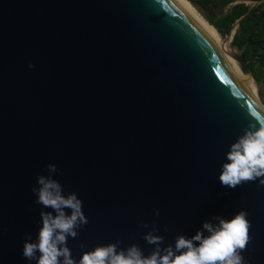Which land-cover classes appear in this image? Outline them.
I'll return each mask as SVG.
<instances>
[{"label":"water","instance_id":"1","mask_svg":"<svg viewBox=\"0 0 264 264\" xmlns=\"http://www.w3.org/2000/svg\"><path fill=\"white\" fill-rule=\"evenodd\" d=\"M249 94L176 0H0V264H30L25 234L35 241L51 211L32 188L50 163L88 218L68 239L77 260L117 238L148 255L153 223L167 246L246 209L242 255L264 264V186L218 179L230 145L264 119Z\"/></svg>","mask_w":264,"mask_h":264},{"label":"clouds","instance_id":"2","mask_svg":"<svg viewBox=\"0 0 264 264\" xmlns=\"http://www.w3.org/2000/svg\"><path fill=\"white\" fill-rule=\"evenodd\" d=\"M28 67L35 65L29 62ZM254 120L226 153L227 162L222 164L218 177L222 186L234 189L256 181L264 186V119L254 116ZM46 171L48 175L37 177L38 186L32 192L37 197L35 202L51 211L40 212L41 226L35 241L31 233L25 234L22 255L30 264L33 261L35 264H247L242 255L251 240V222L246 209L230 219L213 216L190 238L180 234L174 244L167 246H162L165 237L157 234L160 229L153 223L143 236L147 244L154 246L148 255L136 243L122 247L123 240L117 238L115 242L84 251L77 260L68 247V239H76L79 230L88 224L83 201L75 192L64 193L63 186L53 178L58 172L55 164H48ZM154 215L159 216L160 210L156 209ZM142 227L149 225L142 222ZM164 231H168L166 226ZM85 247L84 243L80 244L81 249Z\"/></svg>","mask_w":264,"mask_h":264},{"label":"trees","instance_id":"3","mask_svg":"<svg viewBox=\"0 0 264 264\" xmlns=\"http://www.w3.org/2000/svg\"><path fill=\"white\" fill-rule=\"evenodd\" d=\"M197 3L205 9L200 2ZM258 8L256 6L250 9L249 6L238 4L229 13L221 16L219 20L212 17L207 18V22L220 34H223L222 29L224 34H228L231 26L240 20L234 40H232L233 45L242 52L245 61L249 62L251 76L256 82L258 77L255 71V57L264 60V12H260Z\"/></svg>","mask_w":264,"mask_h":264},{"label":"rangeland","instance_id":"4","mask_svg":"<svg viewBox=\"0 0 264 264\" xmlns=\"http://www.w3.org/2000/svg\"><path fill=\"white\" fill-rule=\"evenodd\" d=\"M188 1V0H187ZM192 1H197L200 2L204 7H205V11H206V15L207 18L208 17H212L214 19L219 20L221 18V16L229 13L231 10L229 9L228 11H226V9L224 8V5L221 3H217L216 5L213 3L212 0H192ZM190 4V1H188ZM191 5V4H190ZM250 6V3H249ZM253 7L258 6L259 11L260 12H264L262 11V8L264 7V3H258V5H252ZM197 12V11H196ZM198 13V12H197ZM199 14V13H198ZM200 15V14H199ZM200 17L207 23V18H204L200 15ZM210 25V24H209ZM238 25L236 24V22L231 26L230 32L228 34H220L216 29V32L219 34L220 36V40L222 41L223 46L226 48V50L228 52H230L231 56L233 57V59H237L234 54H241L242 52L239 51L234 45H233V41L234 40V36L236 34ZM234 59V62H235ZM255 61H256V65H255V71L258 77L257 82L253 80V78H249L247 77L254 85L255 88V95L257 97V99L259 100V102L263 105L264 107V60H260L258 58L255 57ZM236 64V62H235ZM237 65V64H236ZM238 67V65H237ZM240 70V69H239ZM241 71V70H240Z\"/></svg>","mask_w":264,"mask_h":264},{"label":"bare ground","instance_id":"5","mask_svg":"<svg viewBox=\"0 0 264 264\" xmlns=\"http://www.w3.org/2000/svg\"><path fill=\"white\" fill-rule=\"evenodd\" d=\"M176 2L181 6V8L207 33V35L213 40L217 47L219 48L221 54L223 55L226 63L229 65V67L234 71V73L240 78V80L243 82L245 87L247 88L248 92L250 93L254 100L258 103V105L263 109V105L259 102L255 95V88L253 83L247 78V76L244 71L242 66L239 64L237 59H234L231 56L230 52L226 50V48L223 46L222 41L220 40L219 34L216 32V30L209 24H207L201 17L200 15L196 12V10L193 8L192 5L189 4L187 0H176ZM241 71H240V70ZM250 78V77H249ZM251 79V78H250Z\"/></svg>","mask_w":264,"mask_h":264},{"label":"crops","instance_id":"6","mask_svg":"<svg viewBox=\"0 0 264 264\" xmlns=\"http://www.w3.org/2000/svg\"><path fill=\"white\" fill-rule=\"evenodd\" d=\"M212 1L215 5L217 3L220 4L222 3L226 11H228L229 9L231 10L234 6L238 4H244L245 6H249L250 2H254L253 0H212ZM255 2H259V1H255ZM249 8L251 9L253 8V6L250 5Z\"/></svg>","mask_w":264,"mask_h":264},{"label":"built area","instance_id":"7","mask_svg":"<svg viewBox=\"0 0 264 264\" xmlns=\"http://www.w3.org/2000/svg\"><path fill=\"white\" fill-rule=\"evenodd\" d=\"M258 3H260V4L264 3V0H260L259 2H255V1L254 2H250V5L254 4L256 6V5H258ZM262 11H264V7L262 8Z\"/></svg>","mask_w":264,"mask_h":264},{"label":"snow or ice","instance_id":"8","mask_svg":"<svg viewBox=\"0 0 264 264\" xmlns=\"http://www.w3.org/2000/svg\"><path fill=\"white\" fill-rule=\"evenodd\" d=\"M255 114V113H254Z\"/></svg>","mask_w":264,"mask_h":264}]
</instances>
